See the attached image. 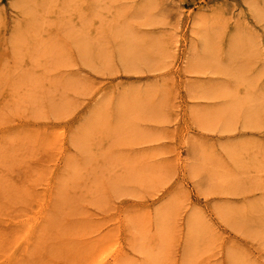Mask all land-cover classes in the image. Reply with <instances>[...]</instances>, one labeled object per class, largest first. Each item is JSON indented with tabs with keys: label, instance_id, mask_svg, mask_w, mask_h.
Instances as JSON below:
<instances>
[{
	"label": "rangeland",
	"instance_id": "obj_1",
	"mask_svg": "<svg viewBox=\"0 0 264 264\" xmlns=\"http://www.w3.org/2000/svg\"><path fill=\"white\" fill-rule=\"evenodd\" d=\"M0 264H264V0H0Z\"/></svg>",
	"mask_w": 264,
	"mask_h": 264
},
{
	"label": "bare ground",
	"instance_id": "obj_2",
	"mask_svg": "<svg viewBox=\"0 0 264 264\" xmlns=\"http://www.w3.org/2000/svg\"><path fill=\"white\" fill-rule=\"evenodd\" d=\"M25 229V228H21L19 226V224H14V226H11L9 229H7V232L6 233H9V236H10V239L13 238L14 236L17 238L20 233H22V230ZM27 229V228H26ZM40 229V228H39ZM38 231V230H37ZM41 233V232H40ZM39 233V234H40ZM7 235V234H6ZM8 236V235H7ZM37 236V235H36ZM22 237V235H21ZM8 238V237H7ZM14 239V238H13ZM19 239V238H18ZM11 241V240H10ZM13 241V240H12ZM33 241H35V239L33 238ZM25 249V248H24ZM27 249V248H26ZM24 253V252H23ZM20 256H21V253H20ZM25 258H23V261H24ZM22 260V259H21ZM26 261V260H25ZM24 261V262H25ZM17 262V261H16Z\"/></svg>",
	"mask_w": 264,
	"mask_h": 264
}]
</instances>
